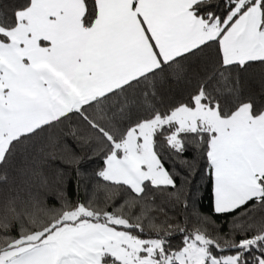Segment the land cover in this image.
<instances>
[{"label":"snow or ice","instance_id":"6c2138e0","mask_svg":"<svg viewBox=\"0 0 264 264\" xmlns=\"http://www.w3.org/2000/svg\"><path fill=\"white\" fill-rule=\"evenodd\" d=\"M0 264H264V0H0Z\"/></svg>","mask_w":264,"mask_h":264},{"label":"trees","instance_id":"16d2710c","mask_svg":"<svg viewBox=\"0 0 264 264\" xmlns=\"http://www.w3.org/2000/svg\"><path fill=\"white\" fill-rule=\"evenodd\" d=\"M99 161L94 162L93 164L89 165L90 168H94L99 166ZM197 181L198 184L200 185V193L204 196V204L205 206L208 205V187H207V183L205 181H200V178L197 177ZM70 195L73 196V198H75V194L70 192Z\"/></svg>","mask_w":264,"mask_h":264}]
</instances>
